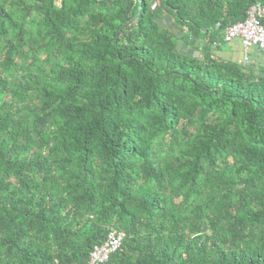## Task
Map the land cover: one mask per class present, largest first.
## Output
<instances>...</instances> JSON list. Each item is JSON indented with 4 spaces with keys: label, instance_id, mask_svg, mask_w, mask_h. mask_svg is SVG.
I'll use <instances>...</instances> for the list:
<instances>
[{
    "label": "trees",
    "instance_id": "obj_1",
    "mask_svg": "<svg viewBox=\"0 0 264 264\" xmlns=\"http://www.w3.org/2000/svg\"><path fill=\"white\" fill-rule=\"evenodd\" d=\"M261 3L0 0V264H264Z\"/></svg>",
    "mask_w": 264,
    "mask_h": 264
},
{
    "label": "built area",
    "instance_id": "obj_2",
    "mask_svg": "<svg viewBox=\"0 0 264 264\" xmlns=\"http://www.w3.org/2000/svg\"><path fill=\"white\" fill-rule=\"evenodd\" d=\"M264 3L250 8L246 19L227 29L225 42L238 40L245 50L257 49L264 53ZM124 233L110 229L106 240L92 250L84 264H105L116 253L122 243Z\"/></svg>",
    "mask_w": 264,
    "mask_h": 264
},
{
    "label": "crops",
    "instance_id": "obj_3",
    "mask_svg": "<svg viewBox=\"0 0 264 264\" xmlns=\"http://www.w3.org/2000/svg\"><path fill=\"white\" fill-rule=\"evenodd\" d=\"M183 48L184 51L192 52L191 47L184 46ZM214 52L218 58L224 61L243 65L254 71L256 75L264 76V53L255 48L245 50L238 40H234L229 43H223Z\"/></svg>",
    "mask_w": 264,
    "mask_h": 264
},
{
    "label": "water",
    "instance_id": "obj_4",
    "mask_svg": "<svg viewBox=\"0 0 264 264\" xmlns=\"http://www.w3.org/2000/svg\"><path fill=\"white\" fill-rule=\"evenodd\" d=\"M194 56H195L196 58L199 57V53L196 52Z\"/></svg>",
    "mask_w": 264,
    "mask_h": 264
}]
</instances>
